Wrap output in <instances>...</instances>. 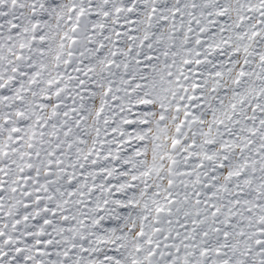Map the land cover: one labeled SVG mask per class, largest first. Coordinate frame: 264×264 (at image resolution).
<instances>
[{
    "label": "snow or ice",
    "instance_id": "snow-or-ice-1",
    "mask_svg": "<svg viewBox=\"0 0 264 264\" xmlns=\"http://www.w3.org/2000/svg\"><path fill=\"white\" fill-rule=\"evenodd\" d=\"M0 264H264V0H0Z\"/></svg>",
    "mask_w": 264,
    "mask_h": 264
}]
</instances>
